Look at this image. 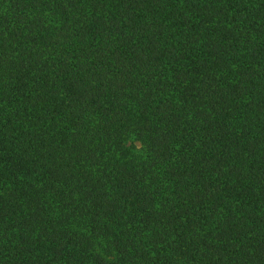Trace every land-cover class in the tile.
Here are the masks:
<instances>
[{
    "label": "trees",
    "instance_id": "trees-1",
    "mask_svg": "<svg viewBox=\"0 0 264 264\" xmlns=\"http://www.w3.org/2000/svg\"><path fill=\"white\" fill-rule=\"evenodd\" d=\"M0 264H264V0H0Z\"/></svg>",
    "mask_w": 264,
    "mask_h": 264
}]
</instances>
